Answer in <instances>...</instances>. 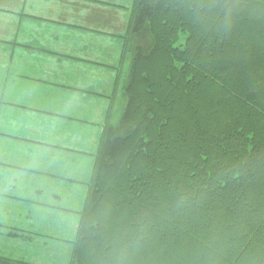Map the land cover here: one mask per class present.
Masks as SVG:
<instances>
[{
    "label": "trees",
    "instance_id": "obj_1",
    "mask_svg": "<svg viewBox=\"0 0 264 264\" xmlns=\"http://www.w3.org/2000/svg\"><path fill=\"white\" fill-rule=\"evenodd\" d=\"M122 38L69 264H264V0H131Z\"/></svg>",
    "mask_w": 264,
    "mask_h": 264
},
{
    "label": "rangeland",
    "instance_id": "obj_2",
    "mask_svg": "<svg viewBox=\"0 0 264 264\" xmlns=\"http://www.w3.org/2000/svg\"><path fill=\"white\" fill-rule=\"evenodd\" d=\"M129 3L0 0V89L12 93L17 78L31 79L25 80V102L35 107L7 112L10 103L0 94V128H19L11 134L31 140L24 148L16 147L19 139L0 148L2 193L30 196L29 207L0 197V209L9 205L0 216L1 256L69 264L80 216L69 208L78 210L89 180L106 103L98 95L107 94L119 75ZM11 158L46 173L29 171L28 179L15 180L14 172L6 170ZM54 201L64 209L50 208ZM17 205L31 209L29 221L14 218L19 228L6 218Z\"/></svg>",
    "mask_w": 264,
    "mask_h": 264
},
{
    "label": "crops",
    "instance_id": "obj_3",
    "mask_svg": "<svg viewBox=\"0 0 264 264\" xmlns=\"http://www.w3.org/2000/svg\"><path fill=\"white\" fill-rule=\"evenodd\" d=\"M130 7H131V0H130V3H129V12H128V19H129V16H130ZM127 28V27H126ZM126 32V29L125 31L122 33V35L120 36V54H119V67H120V60H121V48H122V40H123V35L125 34ZM116 74L114 76V81L112 82V87L110 89V91L104 95V93H102L101 95H98V97H101V98H105L106 100V103L104 105V109L102 111V115H103V120H102V124H101V127H100V130L98 131V139H97V148H98V142H99V138H100V135H101V131H102V127H103V123L105 122V118H106V114H107V111H108V108H109V104H110V99L113 95V92H114V86H115V82H116ZM25 80H31V79H26V78H23V77H19L17 78V80H15L13 82V90H12V93L9 91V90H2L0 89V94H1V97L4 98L6 97V100L8 101V103H10V107L9 109H7V112L11 111L12 109L16 110V109H19L21 111H24V112H27L28 108H32V109H35V107L31 106L30 104H28L27 102H25V100H28L29 99V94L26 93V88H25ZM35 81V80H34ZM22 91V92H21ZM97 96V95H96ZM21 129L19 128H13V129H9L7 127L5 128H0V148H2V146L5 144L7 146H12V144H15L17 143V141H14V140H21L17 143L16 147L19 148V147H22L24 148L26 146V144H28L29 142H31V140H28V139H24V138H20L18 136H13L11 133H17L19 132ZM19 144V145H18ZM19 146V147H18ZM97 148H96V151H97ZM20 149V148H19ZM96 151L93 153V164H92V168L90 170V174H89V180L87 183H84L86 188L85 190L80 194L81 195V202L79 204V208L78 210H71L69 208L70 211L72 212H77L78 215H79V212L81 210V206L83 205V202H84V198L86 196V193H87V190H88V185H89V182L91 180V176H92V172H93V168H94V163H95V154H96ZM11 167L10 168H7L6 170H11L14 172V179H18V178H27L28 179V174H29V171H34V172H39L41 173L40 175H44L46 172L44 171H37L36 169H30L29 166H27V162L19 159V158H11V161L9 162ZM24 167H28L27 168H24ZM1 171V170H0ZM25 172V173H23ZM77 179V178H76ZM71 181H76L78 182L77 180L75 179H71ZM5 185V183H2L0 182V197H7L9 199H15V200H18V201H25L26 203L29 201L30 199V196L26 195V194H20L19 196H13L11 197L10 195L11 194H3L2 193V187ZM27 185H25L23 187L26 188ZM56 201V200H55ZM53 202L52 205H49L50 208H58L59 210H62L64 208L61 207V203H56V202ZM9 205H6L5 208L3 209H0V216L3 214V212L8 208ZM27 207H29L28 203L26 204ZM30 208L29 210L27 211H22V209L20 208L19 205H17L16 207L14 206V209L12 211H10L7 215H6V218L10 219L12 221V226L15 227V228H19V224L18 223H13V221L15 222L14 218H20L21 220H23L24 218H26L27 221H29V217H30ZM78 225V223H77ZM77 228V226H76ZM76 232V230H75Z\"/></svg>",
    "mask_w": 264,
    "mask_h": 264
}]
</instances>
